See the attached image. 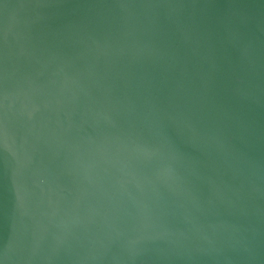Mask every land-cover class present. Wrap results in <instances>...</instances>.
Segmentation results:
<instances>
[{"label": "water", "instance_id": "obj_1", "mask_svg": "<svg viewBox=\"0 0 264 264\" xmlns=\"http://www.w3.org/2000/svg\"><path fill=\"white\" fill-rule=\"evenodd\" d=\"M0 264H264V0H0Z\"/></svg>", "mask_w": 264, "mask_h": 264}]
</instances>
